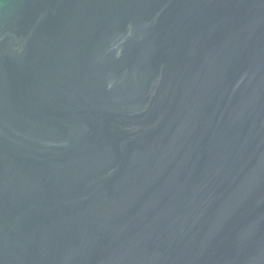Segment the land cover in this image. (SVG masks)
<instances>
[{"label":"water","instance_id":"obj_1","mask_svg":"<svg viewBox=\"0 0 264 264\" xmlns=\"http://www.w3.org/2000/svg\"><path fill=\"white\" fill-rule=\"evenodd\" d=\"M0 264H264V0H0Z\"/></svg>","mask_w":264,"mask_h":264}]
</instances>
